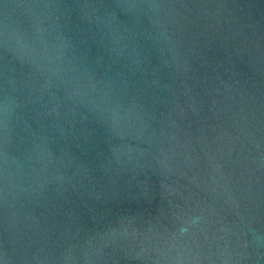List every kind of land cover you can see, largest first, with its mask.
Masks as SVG:
<instances>
[{
    "label": "water",
    "instance_id": "95a60500",
    "mask_svg": "<svg viewBox=\"0 0 264 264\" xmlns=\"http://www.w3.org/2000/svg\"><path fill=\"white\" fill-rule=\"evenodd\" d=\"M0 264H264V0H0Z\"/></svg>",
    "mask_w": 264,
    "mask_h": 264
}]
</instances>
